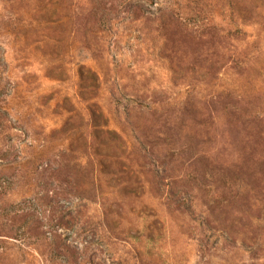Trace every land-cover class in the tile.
Here are the masks:
<instances>
[{"label": "rangeland", "instance_id": "1", "mask_svg": "<svg viewBox=\"0 0 264 264\" xmlns=\"http://www.w3.org/2000/svg\"><path fill=\"white\" fill-rule=\"evenodd\" d=\"M0 264H264V0H0Z\"/></svg>", "mask_w": 264, "mask_h": 264}, {"label": "trees", "instance_id": "2", "mask_svg": "<svg viewBox=\"0 0 264 264\" xmlns=\"http://www.w3.org/2000/svg\"><path fill=\"white\" fill-rule=\"evenodd\" d=\"M174 17H175V16H174ZM178 20H179V19H178ZM15 216H16V215H15ZM22 217H23V219H24V220H27V219H29V218H28L29 216H27V215H26V216H25V215H23Z\"/></svg>", "mask_w": 264, "mask_h": 264}]
</instances>
